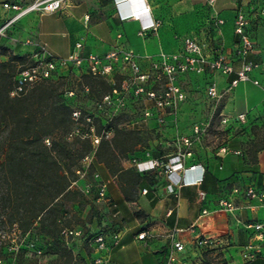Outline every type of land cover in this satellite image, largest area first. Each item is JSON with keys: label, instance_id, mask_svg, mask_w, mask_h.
Here are the masks:
<instances>
[{"label": "crops", "instance_id": "0c3cea01", "mask_svg": "<svg viewBox=\"0 0 264 264\" xmlns=\"http://www.w3.org/2000/svg\"><path fill=\"white\" fill-rule=\"evenodd\" d=\"M144 6L151 8L150 17L161 22L157 30L147 34L140 33L145 16L132 17L134 9ZM263 6L264 0H215L213 6L209 0H67L58 11L25 14L16 22L15 30L11 29L15 33L9 42L15 45L18 40L16 48L20 53L33 49L23 43L31 36L46 44L58 57L68 56L78 40L84 42V54H104L119 43L139 55L143 70L150 68L149 57L162 51L177 52L182 49L186 36L195 35L203 42L206 54L224 53L237 69L241 64L236 53L238 9H243L249 17V30L256 42V50L249 59L258 64L252 75L260 79L261 85L241 82L228 90L236 72L223 74L210 69L202 73L186 72L178 78L187 94L186 100L192 90L189 81L199 76L205 78L208 85L217 82L223 95L229 92L222 112L223 118H229L226 140L212 150L199 143L193 149H186L191 155L186 158L185 167L198 165L196 170L180 172L191 183L179 185L175 192H170L167 188L169 179L165 175L143 172L134 164L131 175L137 182L139 194L128 200L120 188L122 183L119 184L104 166H98L113 198L107 222L121 236L120 244L113 247L110 254L115 264H167L170 255H173L171 264H194L193 227L206 236L224 240L217 246L221 247L226 264H233L241 261L242 249L251 236L244 224L264 222V202L245 194L251 185L264 190V136L251 133L248 127L256 114L259 128H264ZM16 12L0 4V21L9 19ZM42 15L46 16L44 20ZM214 15L223 18L224 23L215 24ZM258 15L263 19L256 22L258 17L254 16ZM186 100L182 102L180 112ZM244 112H247L245 121L236 118ZM179 116L175 119L168 115L164 124L178 126L181 123ZM176 152L150 154L149 158H166ZM140 159H148V156ZM202 173L203 181L196 182ZM145 188L147 192L143 191ZM223 199L234 201L233 212L219 209ZM176 228L183 231L174 232ZM143 231L148 232V236L140 239L139 234ZM176 241L184 243V250L175 248ZM259 243L261 248L256 258L246 264H264V238Z\"/></svg>", "mask_w": 264, "mask_h": 264}, {"label": "built area", "instance_id": "2783aa9c", "mask_svg": "<svg viewBox=\"0 0 264 264\" xmlns=\"http://www.w3.org/2000/svg\"><path fill=\"white\" fill-rule=\"evenodd\" d=\"M67 0H34L32 3L22 7L11 1H4L3 8L13 9L17 11L6 22L0 25V36H6L7 30L12 29L18 19L32 11L38 12H55L60 10ZM215 0H209L210 5H214ZM151 11L149 6H144L132 11V17L140 18L145 16V20L141 21V34H147L151 30H157L160 25L159 20L150 17L148 13ZM261 14L264 15V6L261 8ZM122 18H129L122 16ZM215 24L218 26L224 23L223 18L217 15L213 16ZM235 33L237 36L236 53L240 59V67L235 69L224 53L210 56L205 53L203 42L195 35H188L184 38V44L181 50L173 53L159 52L149 57L151 65L148 70H143L140 63L139 55L130 48H125L117 43L112 49L104 54L90 52L83 53V40H78L74 50L66 57H58L54 55L46 44L40 42L36 37H28L24 42L33 47L30 51V59L32 63L25 66L19 71L14 88L11 91L12 96L20 95L40 82L58 77L69 72L77 75L88 72L95 76H110L115 74L127 75L122 87L114 86L109 92L105 93L98 102L99 111L106 114V122L119 112L129 106V99L134 96L137 100L144 101V117L154 118L159 123H165L167 114L177 119L182 102L186 100L187 94L182 86L178 83V78L186 72L202 73L207 69L218 71L223 74H231L236 72L235 77L231 80L228 90L238 86L241 82H252L255 85H261L260 79L253 77L254 70L258 64L249 59V55L256 50V42L252 38L249 30V17L243 9H238L235 18ZM160 85L161 87H156ZM73 94V91L70 92ZM207 94L214 99H220L223 93L219 91L217 82L212 81L207 87ZM77 115L78 112H75ZM247 112L240 113L236 118L245 121ZM90 120V118H89ZM228 117L223 118V122L227 123ZM93 130V129H92ZM110 132V131H109ZM78 133L73 130L70 136ZM91 140L94 150L85 156L83 166L78 173L85 176L93 161L97 158V148L101 141V135L92 133ZM186 144H189L190 138L183 137ZM225 149V148H224ZM191 155L190 150H179L178 152L164 157H150L148 159L135 160V164L139 170L143 172H156L159 175H165L169 179L168 190L175 192L176 187L183 184H189L185 176L180 173L181 170H196L198 165H190L185 167L186 158ZM198 173V172H196ZM98 174H96L97 176ZM204 173L197 178L196 182L203 181ZM78 180L72 184L75 185ZM93 187L92 184L87 185L83 190L89 192ZM99 199H107L108 186L103 180L97 184ZM147 192L145 188L143 190ZM236 191H239L236 188ZM246 196L251 199H257L264 202V190H259L256 186H248L245 190ZM236 206L233 200L223 199L220 201L219 209L233 212ZM207 213V210H204ZM245 228L251 231L248 242L242 249L241 261L233 264H246L256 258L260 251L259 241L264 238V222H247ZM195 231L194 243L197 247H211L222 244L224 240L219 237L206 236L203 233ZM183 231L176 228L174 232ZM61 235L68 245L78 237L83 235L81 229L65 226L61 230ZM148 232L143 231L139 234L140 239H145ZM120 232L109 229L108 222L103 224L96 230L91 232L87 238L90 246V256L87 264H115L111 258V250L120 244ZM174 246L178 250H184V243L181 241L174 242ZM4 255H0V264H20V256H31L37 259L38 264H53L55 255L45 251L32 237L31 231H27L12 238L5 245ZM173 255H170L167 264H171ZM227 264H230L227 262Z\"/></svg>", "mask_w": 264, "mask_h": 264}, {"label": "rangeland", "instance_id": "374dc122", "mask_svg": "<svg viewBox=\"0 0 264 264\" xmlns=\"http://www.w3.org/2000/svg\"><path fill=\"white\" fill-rule=\"evenodd\" d=\"M7 0H0V4ZM11 0L24 7L26 4L32 3L34 0ZM42 13V12H41ZM256 22L263 19L258 16ZM43 20L46 18L42 15ZM6 18L0 21V24L6 22ZM260 23V22H259ZM14 29V28H13ZM15 30V29H14ZM14 30H7L6 36H0V62L9 60L10 55L22 54L27 55L26 62H15V71H19L25 66L32 63L30 59V51L27 50L20 53L15 45L10 43ZM15 33V32H14ZM23 43H25L23 41ZM67 78L60 79L56 82L58 96L64 100L72 109V126L70 132L76 130L78 133L72 136L67 135L70 142H73V150L80 151L86 150L89 147V142L94 145L91 140L92 133L101 135V141L104 145L101 149L108 148V141L113 138H122L123 132H131L130 141L133 142L131 148L126 149L122 145H115V161H117L124 171H119L113 174L104 160L102 163L95 162L89 169L85 176L78 173L83 166V161H77L76 180L78 182L71 188V194L66 195L58 203L59 210L56 212L58 226H68L72 228L81 229L83 235L76 238L71 247H67L63 241L60 240L58 233L55 235L48 234L41 226L39 221H35L30 227L33 237L38 244L47 252L55 255L53 264H87L90 256V246L87 236L100 227L103 222L108 221V215L111 211L110 207L113 206V198L108 191L107 199H99L97 184L100 181H106V178L99 171L98 166H104L110 175L118 181L119 184L123 183L131 175V170L135 164V160L147 156V154L166 155L179 150H186L194 147L196 143L203 146H208L211 150L221 145L227 138V124L223 122V115L225 106L228 102V93L220 99L211 98L207 94V81L201 76L195 80L191 79L189 86L192 90L184 104V109L178 112L180 114V124L178 126H169L164 123H159L153 118L145 119L143 107L145 106L143 100H137L134 96L129 99V106L122 111H119L110 121L114 125V129L109 130L103 123L106 124V114L99 111L98 102L102 99L104 93L109 89L110 85L122 87L127 75L115 74L110 76H99L93 81V87L87 83V78H82L75 73L69 72ZM65 77V76H64ZM57 80V79H54ZM161 87L160 85H155ZM73 91V94L70 92ZM132 104V106H130ZM134 105V106H133ZM75 112H78L76 115ZM168 116V114H167ZM90 118V120H89ZM145 120H144V119ZM259 116L254 114L251 123L248 125L251 133L264 136V128H259L257 120ZM103 120V121H102ZM186 120V121H185ZM101 121L103 123H101ZM185 122V123H183ZM257 128V129H256ZM93 129V130H92ZM263 129V130H262ZM110 131V132H109ZM183 136L190 138L189 144H186ZM54 135L45 139L46 144L51 146ZM120 143V142H119ZM97 148V150H98ZM3 157H0V161ZM96 174H98L96 176ZM132 176V175H131ZM92 184L93 187L89 192L83 189ZM5 191L2 187L0 196ZM139 194L137 189L136 195ZM53 218H48V222ZM23 230L18 223L14 225L0 223V255H4L5 245L11 241L12 238H18ZM194 252V264H226L224 253L220 246H195L191 249ZM19 261L21 264H38L37 259L31 256H20Z\"/></svg>", "mask_w": 264, "mask_h": 264}, {"label": "trees", "instance_id": "16d2710c", "mask_svg": "<svg viewBox=\"0 0 264 264\" xmlns=\"http://www.w3.org/2000/svg\"><path fill=\"white\" fill-rule=\"evenodd\" d=\"M27 58V55L12 53L9 60L0 62V157H3L0 161V190L5 188L0 196V223H18L25 233L30 231L35 221H39L48 234L58 233L60 240L71 247L61 235L65 226H58L56 212L59 201L71 194L76 180L73 167L77 166V161L82 162L93 147L89 142L86 150H73L71 145L77 139L70 142L67 138L72 126V109L56 93V82L67 78L69 73L48 78L23 94L11 95L18 75L15 62L24 64ZM79 76L87 78L92 87V82L99 77L88 72ZM113 87L110 85L106 93ZM102 125L109 130L115 128L112 122ZM52 135L54 137L49 146L45 139ZM123 135L120 143L116 138L108 141L107 151L101 149L104 145L102 141L91 166L104 160L113 174L124 171L115 161V145L129 149L134 141L129 140L131 132L125 131ZM120 188L126 199L135 198L138 188L133 176L129 175Z\"/></svg>", "mask_w": 264, "mask_h": 264}]
</instances>
